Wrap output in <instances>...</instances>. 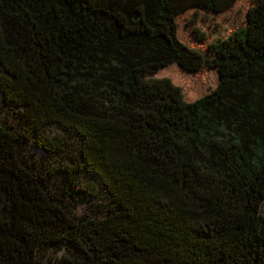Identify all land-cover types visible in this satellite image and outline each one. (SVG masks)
Listing matches in <instances>:
<instances>
[{
	"label": "trees",
	"instance_id": "16d2710c",
	"mask_svg": "<svg viewBox=\"0 0 264 264\" xmlns=\"http://www.w3.org/2000/svg\"><path fill=\"white\" fill-rule=\"evenodd\" d=\"M237 2L0 0V264H264V0Z\"/></svg>",
	"mask_w": 264,
	"mask_h": 264
},
{
	"label": "rangeland",
	"instance_id": "374dc122",
	"mask_svg": "<svg viewBox=\"0 0 264 264\" xmlns=\"http://www.w3.org/2000/svg\"><path fill=\"white\" fill-rule=\"evenodd\" d=\"M250 0H238V2L235 5V8L232 10L230 14H227L225 19L228 21L234 23L238 22L240 23V20L245 12L246 7L249 5ZM199 25L203 26V29H207L209 31V34L213 33L215 29L211 28L210 24L211 21L208 20H200ZM187 30L185 29V26L182 24L179 30V36L186 40L187 38ZM191 35V34H190ZM217 35V34H216ZM164 75H167L170 77V79L176 84L179 85L185 93L198 96L200 94H203L204 90L207 88H213L216 84V75L212 71H202L196 75H182L178 73L173 68H168L164 71ZM14 123V118L11 113V111L8 109L7 106H4L0 100V126H8ZM46 131H50L52 134H58L61 139H63L68 144V149L71 151V153L74 150V144L73 142L67 137L65 133H62L58 131L53 126H49ZM23 155L24 157L28 159L30 163H40L41 166H43L45 172L57 167V163L59 162L58 156H44L41 152H39L36 149H33L32 147L23 145L22 146ZM30 159H33L32 162ZM87 178L85 177H79L78 180L80 183H83L86 181ZM50 186L48 187L51 189L52 192L59 193L57 196L62 202V206L66 213H70V215H75L76 217H93L96 212L99 210L96 208L98 206L97 202H94L92 198L90 197H84V201L82 204H77L75 206V209L72 208L71 199L66 197H61V193H63L66 188H63L61 183L56 179V177H53L50 181ZM58 188H62L63 191L58 190ZM263 213H264V203L261 206ZM61 255V253L56 254V257ZM50 253L47 254V258H50ZM52 258V257H51Z\"/></svg>",
	"mask_w": 264,
	"mask_h": 264
}]
</instances>
